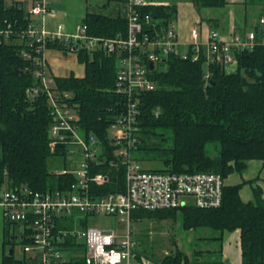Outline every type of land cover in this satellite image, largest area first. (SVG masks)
<instances>
[{"label":"trees","instance_id":"trees-1","mask_svg":"<svg viewBox=\"0 0 264 264\" xmlns=\"http://www.w3.org/2000/svg\"><path fill=\"white\" fill-rule=\"evenodd\" d=\"M193 2L206 8L225 5V0ZM245 4L264 9V0H245ZM166 9L140 8V13L150 15L154 24L146 26L145 31L154 34L166 29L172 16ZM4 20L26 23L21 8H7L0 2V23ZM83 24L91 37L112 39L127 32V20L121 16L87 13ZM22 48L13 40L0 44V188H63L73 179L47 169L51 157L50 108L42 92L35 99L26 95V89L38 85L39 79L34 78L32 60L21 55ZM47 48L66 52L63 42L49 43ZM75 54L84 65V76H55L56 87L52 89L71 92L70 101L79 107L82 132L105 140L108 127L124 107V98L113 92L117 58L101 50L81 49ZM192 55L190 50L184 58L171 54L151 72L156 87L140 97L141 144L134 158L143 164L158 163L159 169H150L161 172L215 173L224 179L232 173L242 174L249 160L264 161V44L237 54V69L230 74L216 64L206 65L204 54L197 61ZM96 171L100 168L92 172ZM112 175L117 184L107 185V191L122 188V173L118 171L114 177L113 170ZM243 184L226 185L217 208L179 209L182 227L222 233L239 230L241 264H264L262 190L254 191L253 200L244 202L239 196ZM98 189L105 191L104 187ZM176 213L177 209H164L137 211L132 216L163 222L175 221ZM138 256L148 258L139 251ZM189 263L178 249L156 259V264ZM0 264H23V260L7 255ZM68 264L85 262L79 256Z\"/></svg>","mask_w":264,"mask_h":264},{"label":"built area","instance_id":"built-area-1","mask_svg":"<svg viewBox=\"0 0 264 264\" xmlns=\"http://www.w3.org/2000/svg\"><path fill=\"white\" fill-rule=\"evenodd\" d=\"M51 1L34 0L25 13L26 23H0V44L9 40L20 43L21 55L32 60L33 75L39 84L27 88L26 95L30 99L40 92L46 95L52 119L48 129L49 151L51 157H65L70 168L54 173L70 175L73 181L63 188L39 191L27 185L0 188V220L23 227V264H68L79 256L85 264L148 263L138 256L129 227L134 212L186 206L217 208L226 186L219 174L155 171L134 158L141 144L140 97L156 87L151 72L167 56L184 58L187 53L176 49L180 44L173 29L154 34L145 31L146 26L154 24L150 15L140 13V8L157 5L152 1L126 0V36L112 39L88 36L83 23L73 32L63 25L53 30L46 28L45 17H54L48 9ZM34 17L42 18L40 24L34 22ZM255 28L244 38L236 35L230 40L211 31L204 56L206 65L216 64L226 73L234 72L237 54L264 44V15L257 18ZM191 37L192 59L197 61L202 52L196 29H192ZM56 41L63 42L68 53L101 50L117 58L113 92L124 98V107L108 127L105 140L82 132L79 107L70 101L71 92L52 89L46 53L47 45ZM96 168L100 171L92 172ZM113 170L114 177L118 171L122 173V188L107 191V185L117 184ZM93 186L96 188L92 189ZM99 215L126 223L124 232L91 226L88 218Z\"/></svg>","mask_w":264,"mask_h":264},{"label":"crops","instance_id":"crops-1","mask_svg":"<svg viewBox=\"0 0 264 264\" xmlns=\"http://www.w3.org/2000/svg\"><path fill=\"white\" fill-rule=\"evenodd\" d=\"M34 0H0L4 7L17 6L21 8L24 14L30 9ZM157 3L151 7H163L166 10L172 11V16L168 20L166 29H173L177 35L179 46L177 50L184 54L191 51V37L192 29L197 31V41L200 43V50L202 54L207 53V41L211 31L217 32L219 37L223 40H230L234 36L244 38L246 33L255 30V23L258 17L264 15V9L260 6L258 15L251 16L250 6L245 4V0H225V5L218 8L200 7L194 4L193 0H146ZM259 6V5H258ZM252 7V6H251ZM48 9L54 13V17H45L46 28L53 30L58 25H63L68 32H73L78 24L83 23L87 13H95L107 17L121 16L126 18L127 3L126 0H52L48 4ZM42 18L34 17V22L40 24ZM161 20V19H160ZM160 22V21H159ZM57 50H48L46 53L47 69L53 77H65L73 74L75 77L84 76V65L82 72L78 73L77 66L73 65L71 58L69 62L60 58ZM64 53H68L67 51ZM77 58V57H76ZM163 60L162 62H164ZM256 167L264 174V161H251L247 165L246 171L242 174L232 173L225 178L226 185H236L241 183V180L248 178L250 167ZM248 170V171H247ZM235 174L237 177H234ZM262 174V175H263ZM230 178L231 181H228ZM264 180V175L261 178ZM228 181V182H226ZM240 196L244 202L252 200L250 191L247 185H244L240 190ZM264 198V190H263ZM203 229V228H202ZM209 229V228H208ZM213 230V229H212ZM215 232H219L214 230ZM23 227L20 224H11L7 222H0V262L4 256L13 255L15 242L22 243ZM10 239V243H6V238ZM202 239V236L197 238ZM208 239V238H203ZM218 240L219 247L214 251L206 249L208 252H215L214 258H203V251L197 255L200 256L201 263L195 261L197 258L188 260L189 264H241L240 251V232L235 230L233 232H219V235L212 238ZM9 241V240H8ZM25 242V241H24ZM6 244L11 245V248L6 252ZM205 251V250H204ZM199 252L194 250V252ZM15 258V257H14ZM23 254L20 258L21 260ZM148 261V260H147ZM156 264V263H143Z\"/></svg>","mask_w":264,"mask_h":264},{"label":"rangeland","instance_id":"rangeland-1","mask_svg":"<svg viewBox=\"0 0 264 264\" xmlns=\"http://www.w3.org/2000/svg\"><path fill=\"white\" fill-rule=\"evenodd\" d=\"M249 8L251 9V13H250L251 16L258 15L260 6H252V7L250 6ZM58 53L60 54V58L63 60L65 59L67 63L71 58L72 64L77 66L78 68L77 70L78 73H81L83 71L81 68L83 67V63L78 62L75 53L73 52L64 53L62 51H59ZM50 77L54 78L52 74ZM52 86L56 87L54 85V82ZM251 161H256V160H249L247 162V165ZM144 166L153 169L160 168V165L158 163H148V164H144ZM47 169L50 172H61L65 169L69 170L70 169L69 162L65 157H61V158L50 157L47 162ZM256 169H257L256 167L251 166L248 178H244L241 180V183H244L243 186L247 185V189L250 191L252 200H253L254 191L261 189L262 197H263V190H264V180L261 179L264 174L260 170H256ZM236 174L234 177H237ZM231 179L233 180V178H230L228 181H231ZM239 196H240V192H239ZM178 210L179 209H177L175 221L167 220L163 222H156L148 218L141 219V218H135L134 216L131 217L129 227L132 231V236L136 241L137 250L140 253L148 256V258H146V260H148V263H156L157 258H162L165 255H170L175 251V249H178L186 256H189L190 259H194L196 257L197 259L195 261H197V263L202 262V260H200L201 257L200 256L197 257L199 253L201 254L200 251H203V258H214V256H216L214 254L217 253L208 252L206 251V249H210L211 251H214L219 247V243H218L219 241L217 240L218 241L217 242L216 240L212 239L218 236L219 232H215L210 228L209 229L198 228L195 230L183 229L181 222V214ZM88 221L91 226L95 225V227L97 228L115 229L119 232H124L125 224H126L124 222H120L119 219L116 217H108L103 215L89 217ZM0 222L2 223L3 221L0 220ZM200 236H202V239L198 240L197 238ZM203 238H208V239H203ZM6 240L8 241L10 239L7 237ZM10 248L11 245L6 244L5 251L7 252ZM194 250L199 252L192 253L194 252ZM21 256H22V243L17 241L15 242V246H14V257L20 258Z\"/></svg>","mask_w":264,"mask_h":264},{"label":"water","instance_id":"water-1","mask_svg":"<svg viewBox=\"0 0 264 264\" xmlns=\"http://www.w3.org/2000/svg\"><path fill=\"white\" fill-rule=\"evenodd\" d=\"M150 68H152V66L150 65Z\"/></svg>","mask_w":264,"mask_h":264}]
</instances>
